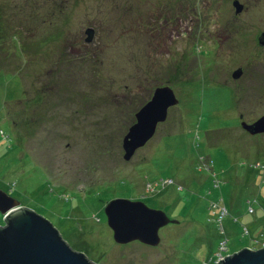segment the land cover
<instances>
[{"label":"rangeland","instance_id":"rangeland-1","mask_svg":"<svg viewBox=\"0 0 264 264\" xmlns=\"http://www.w3.org/2000/svg\"><path fill=\"white\" fill-rule=\"evenodd\" d=\"M68 4L51 25L13 23L20 57L0 41V71L13 75L0 73V189L96 264H215L264 247V133L241 126L264 116V0ZM157 86L179 103L126 159ZM115 199L177 222L157 246L118 243L106 212Z\"/></svg>","mask_w":264,"mask_h":264},{"label":"water","instance_id":"water-1","mask_svg":"<svg viewBox=\"0 0 264 264\" xmlns=\"http://www.w3.org/2000/svg\"><path fill=\"white\" fill-rule=\"evenodd\" d=\"M235 2L237 10L241 11L243 6ZM86 33L90 36L94 34L92 29ZM259 40L264 44V33ZM241 72L236 71L234 76L237 77ZM178 103L169 86L155 90L152 99L136 114L137 122L124 139L126 159H130L153 138L157 126L167 120L170 108ZM241 126L253 135L264 133V116L252 124L243 121ZM0 212L6 221L0 227V264H96L85 253L70 247L48 218L22 206L1 189ZM106 212L114 239L122 244L137 240L157 246L161 240L160 229L170 222H177L161 209L130 199L111 201ZM215 264H264V247L243 248Z\"/></svg>","mask_w":264,"mask_h":264},{"label":"trees","instance_id":"trees-1","mask_svg":"<svg viewBox=\"0 0 264 264\" xmlns=\"http://www.w3.org/2000/svg\"><path fill=\"white\" fill-rule=\"evenodd\" d=\"M69 2H71V0H32V1L19 0L17 2V4L13 5V6L12 5L8 6L5 4L4 9L0 3V41L2 42L3 40H5L7 38L11 39V41L13 43H15V52L18 53V55L20 57L19 50H21L22 44H20L18 46V44H16V43H17V40L18 41L20 40L19 38L22 35L20 36V34H21L20 30L17 29V26H15L13 23L16 21H20L19 23H21V25L24 28V25L29 24V21H33V20L38 19L39 25H41L42 27L45 25H49V24L51 25L53 23V21L51 19H49V21H47V19L49 17L59 16V15H61L63 18L66 17V16H64V14L67 13V6L70 5V4H68ZM40 9H42L44 15H46L48 17L43 18V19L40 18L38 15V12ZM31 30L32 29L28 28L25 33H32L33 31H31ZM33 33H35V31ZM61 51H64V50H61ZM67 55L71 56L70 54H67ZM20 59H17V60L22 61ZM67 59L68 58H64L63 61H65ZM73 59H75V58H73ZM3 62L0 61L1 64H3ZM63 68L64 67L62 65H60V70H63ZM56 69H58V68L56 67ZM60 70H58V71L60 72ZM62 72H65V71H62ZM0 73H2L5 76H8V77L13 76V75L6 74L4 71H0ZM67 73H65L63 75L58 73L60 75V77L58 79H56L54 86H56L57 82L60 80H61L60 81V84H61L62 81L64 80L65 76L67 75ZM54 86L48 92L53 93V89L55 88ZM159 87H164V86H157L156 88H159ZM40 100H41L40 101L41 103L45 101L44 98H42ZM35 102L36 101L34 99H32V100H28V102H26V103L34 104ZM3 132L4 131H2V134H3ZM218 258L215 259V263L218 261L217 260Z\"/></svg>","mask_w":264,"mask_h":264},{"label":"flooded vegetation","instance_id":"flooded-vegetation-1","mask_svg":"<svg viewBox=\"0 0 264 264\" xmlns=\"http://www.w3.org/2000/svg\"><path fill=\"white\" fill-rule=\"evenodd\" d=\"M168 226V225H167Z\"/></svg>","mask_w":264,"mask_h":264}]
</instances>
